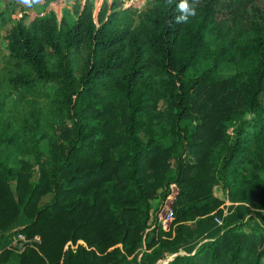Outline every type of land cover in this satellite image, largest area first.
Instances as JSON below:
<instances>
[{
  "label": "trees",
  "instance_id": "1",
  "mask_svg": "<svg viewBox=\"0 0 264 264\" xmlns=\"http://www.w3.org/2000/svg\"><path fill=\"white\" fill-rule=\"evenodd\" d=\"M30 1L0 11L18 16L2 34L0 246L28 241L0 264H264V0H187L182 22V0H147L139 27L97 26L86 1L58 37ZM227 201L244 220L223 222Z\"/></svg>",
  "mask_w": 264,
  "mask_h": 264
},
{
  "label": "rangeland",
  "instance_id": "2",
  "mask_svg": "<svg viewBox=\"0 0 264 264\" xmlns=\"http://www.w3.org/2000/svg\"><path fill=\"white\" fill-rule=\"evenodd\" d=\"M15 0H0V11H5L7 6H9V9L12 7V3ZM19 2H22V0H16ZM86 1L90 2V5L93 9L94 18L97 26L100 25L99 17L102 12L105 13L106 17H110L112 14H116L118 18L120 19V22H125L127 24L132 25V22L128 18L129 13L126 14V17H124L121 14V11L125 10L126 8L137 7L138 10H146L147 7V0H43V2L40 5H36L33 7L32 10L29 11V15L32 19L37 17L39 14L46 15L50 18L54 25L56 36L58 37L61 31V26L64 18L67 16H72L73 19H76L77 14L82 10L84 4ZM32 2H38V0H31L28 5L32 4ZM33 6V5H32ZM20 16V15H19ZM18 16H12V15H5L3 17H0V72L3 70L5 66V60H6V51L4 48V41L2 39V34L4 32V29L11 23V21ZM134 27V26H133ZM252 120V116L248 117L247 122L250 123ZM246 127V126H244ZM236 132L232 135H228L226 132V138L229 141V144L233 146L235 144L236 138L240 132V127H235ZM226 139V140H227ZM51 199L50 196L45 198L42 204H45L47 201ZM167 200L165 208L163 210V215L166 214L168 211H170V203ZM45 202V203H44ZM156 207L159 206V202H156ZM223 213H224V220L225 223H237L242 220H244L246 216L247 207L245 205H238L235 203H231L230 201H227L226 204L222 207ZM247 216L246 218H248ZM222 220V219H221ZM221 228L216 227L211 234H216ZM8 239V238H7ZM7 239H4L1 241L0 249H4L5 245L7 244ZM13 239H10L12 241ZM9 241V242H10ZM183 255V254H181ZM173 256H171L169 259H172ZM17 259L15 258L14 261L11 264H16ZM165 261L164 263H166ZM135 264H143L141 259H138Z\"/></svg>",
  "mask_w": 264,
  "mask_h": 264
},
{
  "label": "built area",
  "instance_id": "3",
  "mask_svg": "<svg viewBox=\"0 0 264 264\" xmlns=\"http://www.w3.org/2000/svg\"><path fill=\"white\" fill-rule=\"evenodd\" d=\"M145 12H146V10H139L136 13L127 14L128 18L130 19V21L132 22V25L134 27H139L143 23ZM40 15H43V14H40ZM172 218H173V213L170 211L167 214V220L170 221ZM35 240L40 241V238L36 237ZM27 242L28 241L25 240L22 236H19V237H17V239L13 243L9 244L6 249H8V250L15 249L17 252H22L24 250V246ZM1 252H2V250H0V254H1Z\"/></svg>",
  "mask_w": 264,
  "mask_h": 264
},
{
  "label": "clouds",
  "instance_id": "4",
  "mask_svg": "<svg viewBox=\"0 0 264 264\" xmlns=\"http://www.w3.org/2000/svg\"><path fill=\"white\" fill-rule=\"evenodd\" d=\"M179 8L183 15L177 18V22L187 20L188 15H195L194 7H190L187 0H182L181 4L179 5Z\"/></svg>",
  "mask_w": 264,
  "mask_h": 264
},
{
  "label": "crops",
  "instance_id": "5",
  "mask_svg": "<svg viewBox=\"0 0 264 264\" xmlns=\"http://www.w3.org/2000/svg\"><path fill=\"white\" fill-rule=\"evenodd\" d=\"M126 9H127V8H126ZM24 226H25V225H23V224H19V223H18V224L15 225V228H16L17 230H20V229L24 228ZM7 238H8V239H7ZM4 239H7V244L5 245V248H4V249H6L7 246H8L9 244L13 243V242L17 239V237L15 236L14 233H10V234L6 235ZM4 239H3V240H4ZM10 239H13V240L10 241ZM9 241H10V242H9ZM4 249H0V250H4ZM169 260H170V259H169Z\"/></svg>",
  "mask_w": 264,
  "mask_h": 264
},
{
  "label": "water",
  "instance_id": "6",
  "mask_svg": "<svg viewBox=\"0 0 264 264\" xmlns=\"http://www.w3.org/2000/svg\"><path fill=\"white\" fill-rule=\"evenodd\" d=\"M178 255H174L173 257H177ZM167 264V263H166Z\"/></svg>",
  "mask_w": 264,
  "mask_h": 264
}]
</instances>
